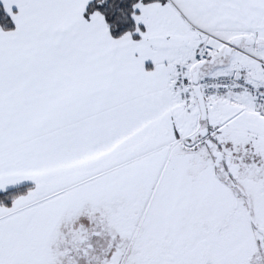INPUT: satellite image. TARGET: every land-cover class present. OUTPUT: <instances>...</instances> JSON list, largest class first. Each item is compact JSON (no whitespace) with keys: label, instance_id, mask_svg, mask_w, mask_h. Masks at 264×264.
<instances>
[{"label":"snow or ice","instance_id":"snow-or-ice-1","mask_svg":"<svg viewBox=\"0 0 264 264\" xmlns=\"http://www.w3.org/2000/svg\"><path fill=\"white\" fill-rule=\"evenodd\" d=\"M0 264H264V0H0Z\"/></svg>","mask_w":264,"mask_h":264}]
</instances>
